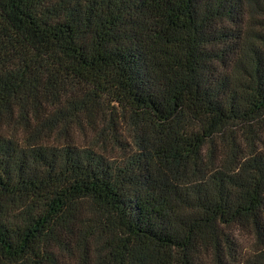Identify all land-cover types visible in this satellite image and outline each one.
Returning a JSON list of instances; mask_svg holds the SVG:
<instances>
[{"label": "trees", "instance_id": "1", "mask_svg": "<svg viewBox=\"0 0 264 264\" xmlns=\"http://www.w3.org/2000/svg\"><path fill=\"white\" fill-rule=\"evenodd\" d=\"M0 264H264V0H0Z\"/></svg>", "mask_w": 264, "mask_h": 264}]
</instances>
